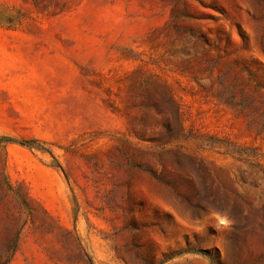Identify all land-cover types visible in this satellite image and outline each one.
Wrapping results in <instances>:
<instances>
[{"label":"rangeland","instance_id":"1","mask_svg":"<svg viewBox=\"0 0 264 264\" xmlns=\"http://www.w3.org/2000/svg\"><path fill=\"white\" fill-rule=\"evenodd\" d=\"M0 264H264V0H0Z\"/></svg>","mask_w":264,"mask_h":264},{"label":"trees","instance_id":"2","mask_svg":"<svg viewBox=\"0 0 264 264\" xmlns=\"http://www.w3.org/2000/svg\"><path fill=\"white\" fill-rule=\"evenodd\" d=\"M15 240H16V238L14 239V241H15ZM14 241H13V243L11 244V246H9V250H13L14 245H15Z\"/></svg>","mask_w":264,"mask_h":264}]
</instances>
